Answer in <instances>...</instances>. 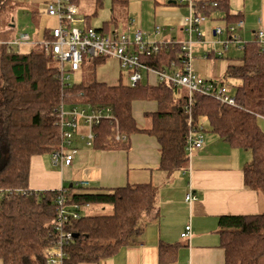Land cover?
<instances>
[{"label": "trees", "instance_id": "trees-1", "mask_svg": "<svg viewBox=\"0 0 264 264\" xmlns=\"http://www.w3.org/2000/svg\"><path fill=\"white\" fill-rule=\"evenodd\" d=\"M20 1L0 0L1 264H45V251L57 239L56 201L61 195L67 212L64 230L72 234L71 240L62 246V264H96L111 258L142 234L147 218H158L157 189L151 182L95 190L78 184L59 190L28 188L31 157L51 156L61 145L60 110H109L111 118L101 120L93 129V150L127 151L131 135L145 133L153 137L159 145L158 170L167 177L186 166L187 134L191 127H201L203 134L200 119H205L209 131L231 148L250 152L251 159L242 168L243 184L264 197V132L257 125V118H264V55L254 40L245 42L238 63L229 64L220 80V85L228 79L238 80L233 91L234 105L194 93L192 105L186 110L187 91L171 83L149 84L143 78L133 85L99 82L95 70L107 58L87 60L81 70L85 65L89 67L88 78L68 84L61 82L57 66L40 45L27 53L13 51L14 46L5 44L14 39L9 38L12 25L3 16ZM67 1L77 6L80 0ZM100 2L94 0L95 10ZM212 3L216 6L212 7ZM110 4L113 9L126 6L128 0H110ZM228 4L229 0L192 1L195 15L206 18L213 11H221L226 24H235L240 18H230ZM83 17L85 25L91 27L90 17ZM113 22L112 18L101 28H91L108 35V25ZM51 31H43V40L52 39ZM157 46L155 54L139 56L141 63L158 71L182 72L180 46L174 41ZM145 102L155 103L157 109L145 115L150 119V127L139 130L132 106ZM81 128L78 135L85 133ZM116 133L124 139L116 141ZM95 206L110 207V214H81L84 208ZM72 212L78 213V218H72ZM217 226L224 264H260L264 259V211L256 215L219 216ZM175 251V245L161 244L159 264L168 263Z\"/></svg>", "mask_w": 264, "mask_h": 264}, {"label": "crops", "instance_id": "crops-1", "mask_svg": "<svg viewBox=\"0 0 264 264\" xmlns=\"http://www.w3.org/2000/svg\"><path fill=\"white\" fill-rule=\"evenodd\" d=\"M41 1L46 3L51 0ZM176 2L179 1L171 0L168 4L177 5ZM179 4L186 6L189 14V7L185 3L179 2ZM127 6L128 4L123 7H126L128 15ZM77 8L81 14L79 4ZM228 13L230 18L239 17L242 21L238 34L243 42H253L254 33L260 28L264 30V0H229ZM187 15L184 16L180 26H177L174 18H165L164 23L171 27L166 35L162 34L166 31L165 27H160L161 33L158 35L153 34L154 28L158 25L147 29L143 14H140V21L133 19L132 26L128 25V20L131 19L128 17L126 18V34L132 37L133 31L138 28L145 32L151 41L182 42L187 39L185 32ZM113 19L114 22L108 25V29L110 32H117L116 19ZM225 24V15L221 11H213L199 26V31L201 29L203 34L207 32L215 38L212 29ZM160 35L161 38L158 39ZM152 36L153 39H151ZM215 40L216 38L211 44L221 46L215 43ZM214 50L212 49L203 58L208 60L217 52L222 51L223 47ZM229 51L233 54L228 56ZM241 52L233 45H229L224 55L219 57L225 56L224 58L227 59L219 80L229 64L238 63ZM238 53L240 55L237 57ZM194 62L192 61L194 73L200 74L199 65ZM119 75L121 76L120 72ZM147 77L145 76V79L149 84L156 83L152 77L149 79ZM203 80L218 84L212 78ZM156 109L155 103L133 104V116L139 130L150 127V119L145 115L155 112ZM257 125L264 132L263 117L257 118ZM81 130L84 131L83 128ZM73 144L77 152L70 166H55L50 155L31 157L28 188L37 191L59 190L63 187L87 183L86 188L95 190L151 182L157 189L158 218H147L142 234L131 245L119 250L113 257L96 264H159L161 244L176 246V251L170 254L172 259L166 264H224V252L217 233L218 217L256 215L264 211V197L258 192L245 188L243 184L242 168L250 161V152L231 148L217 135L210 132L209 127L206 131L203 129L202 148L193 151L190 155L187 154L186 166L169 177L158 170L159 145L157 141L145 133L131 135L127 151L93 150L85 145L78 134L74 137ZM189 192L192 193L194 199L186 201L185 197ZM90 209L92 208L86 207L83 210L91 212ZM99 209L102 212L108 211L106 207ZM187 225L190 226V235L188 239H183L181 234ZM260 264H264V259Z\"/></svg>", "mask_w": 264, "mask_h": 264}, {"label": "built area", "instance_id": "built-area-1", "mask_svg": "<svg viewBox=\"0 0 264 264\" xmlns=\"http://www.w3.org/2000/svg\"><path fill=\"white\" fill-rule=\"evenodd\" d=\"M180 3H185L189 7V14L185 18L187 39L182 42H175L180 46V51L183 56L182 65L183 71H158L145 66L141 63L139 56H150L158 51L157 44L148 39V36L141 29H135L132 37L125 33L111 32L108 35H102L95 29L85 25L84 17H80L77 6L68 3L67 0H51L46 2V14L54 17L57 21V27L51 31V40H42L39 44L44 53L53 59L61 82L66 83L68 72L80 71L82 65L87 60L94 58H112L117 61L120 70L126 71L128 81L131 85L142 79V75L153 78L159 82L171 83L176 87L187 91V106L188 110L192 105V95L199 93L202 95L213 97L221 103L233 106L234 98L228 94L223 84L218 86L216 83L206 82L192 69V36L196 34L198 40H201L202 35L199 31V26L205 21V16L202 14L195 15L193 12L191 0H178ZM216 3H212L215 7ZM134 24L133 19L128 20V25ZM79 25V26H78ZM242 27V21L235 24H225L216 26L212 29V33L217 44L223 47V50L217 52V56L221 57L229 45L242 51L245 42H243L238 34V29ZM161 28L156 26L153 34L158 35ZM223 37V38H222ZM254 41L259 46V51L264 55V30L258 29L254 33ZM170 42V41H166ZM30 43V38L27 34H21L19 38L5 42L8 46H19ZM206 57V56H205ZM188 112V111H187ZM59 131L61 145L59 149L51 154V161L56 165L70 166L77 150L73 147L74 137L79 133L81 127L85 129V133L81 136L87 147H90L94 138V127L103 119H109L110 113L108 109L85 110L72 108L68 110H60L59 114ZM188 124H191V116L188 114ZM202 128L197 127L189 130L185 140V151L188 155L193 151L200 150L203 146ZM116 141L124 139L118 133L115 134ZM78 185L87 186V183ZM194 197L189 192L185 200L191 201ZM64 196H60L56 201L57 219L55 222V232L57 239L50 248L45 251V264H62V246L67 244L72 238V234L64 230L65 221L67 220V212L64 207ZM76 208V207H75ZM72 218H78L79 214L69 213ZM190 235V226L184 228L181 238L188 239Z\"/></svg>", "mask_w": 264, "mask_h": 264}, {"label": "rangeland", "instance_id": "rangeland-1", "mask_svg": "<svg viewBox=\"0 0 264 264\" xmlns=\"http://www.w3.org/2000/svg\"><path fill=\"white\" fill-rule=\"evenodd\" d=\"M169 1L171 0H129L127 6V15L126 7L116 6L112 9L110 0H101L100 5L96 10L94 8V0H80V17L89 16L90 24L93 27H101L103 22H107L110 21L112 18H115L117 32L119 34H126V18L130 17L135 21H140V14H143L147 29H151L155 25H158L159 27L163 28L165 27L166 31H164L162 34L166 35L168 33L167 30H170L171 27L169 24L166 25L164 23L165 18H174L176 20L175 22L177 26H180L182 24L184 16L188 14V8L186 6L180 5L179 2H176L177 5H169ZM20 3L21 4L17 5L12 10V12L4 15L3 19L5 20V22H9V24L12 25V31L9 33V38L17 39L21 34H27L29 36L30 43L13 47V51L15 52L27 53L31 50H34L36 46H38L42 42L43 31L45 29L53 30L57 27V21L54 17H51L46 14V3H43L41 0H21ZM94 13L96 14L94 15ZM32 15L34 16V20L32 19ZM200 33H202L201 29ZM203 35L204 37H202L201 40H198L196 34H193L191 38L193 42L191 55L194 59H192V61H195L194 63L197 62L199 65L200 74L197 73V75L203 77V79L212 78L215 82L218 83V86H221L219 78L221 76L227 59L224 58L225 56H223V58H219L217 54H214L213 57L209 58L208 60L204 59L203 57L206 56V54H209L212 49L218 50L221 46L211 44L215 38L211 36L210 33L206 32ZM160 38L161 35L160 37H158V39ZM151 39H153V36ZM231 54H233L231 51L227 52L228 56ZM238 55L240 54L238 53L236 56L238 57ZM52 64L54 66L56 65L54 61H52ZM95 71L96 79L99 82H103L107 85H115L118 82L122 84L129 83L126 71H121L119 69L117 61L112 58H107L104 63L97 65ZM119 72L121 73V76L119 75ZM89 74L90 69L87 65H85L83 70L76 72H68L66 74V76L68 77L66 83H79L82 80H86ZM142 78V81L146 83L147 81L145 79V75H142ZM238 84V80L228 79L223 84V86L228 91V94L232 95L233 91L235 90L234 87H236V85ZM200 124L203 126V129L205 131L208 129V124L205 119H200ZM91 208V212L82 210L81 214H110V209L108 207H106L108 211L104 210L103 212L101 211V209H99L101 208L99 206Z\"/></svg>", "mask_w": 264, "mask_h": 264}]
</instances>
